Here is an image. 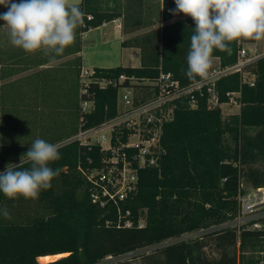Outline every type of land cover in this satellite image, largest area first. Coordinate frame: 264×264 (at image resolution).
<instances>
[{
  "label": "trees",
  "instance_id": "1",
  "mask_svg": "<svg viewBox=\"0 0 264 264\" xmlns=\"http://www.w3.org/2000/svg\"><path fill=\"white\" fill-rule=\"evenodd\" d=\"M74 5L85 13L84 22L54 63L42 52L28 54L13 46L0 27V173L9 163L19 164L37 138L59 144L61 157L49 165L60 175L37 199L13 200L0 192V209L10 213V218L0 214V264H264V216L260 229L227 225L239 216L243 183L264 187V55L248 65L254 85L239 72L217 83L222 102L229 101L227 93H241L238 113L224 116L220 107H208L205 97L196 108L181 99L164 126L159 164L142 168L137 189L118 205L103 197L106 205L99 206L85 174L106 166L109 153L74 137L117 115L119 86L149 93L144 82L157 81L162 73L182 86L194 83L186 72L195 23L183 13L171 14L174 0ZM5 11L0 5V13ZM115 20H121V46L137 48L140 65L96 66L84 80V34ZM255 41H232L230 53L214 49L212 57L224 67L234 65L242 44ZM122 75L126 79L120 84ZM85 102H91L89 109ZM199 230L207 231L161 245ZM57 254L62 255L39 261ZM108 256L119 259L105 261Z\"/></svg>",
  "mask_w": 264,
  "mask_h": 264
},
{
  "label": "clouds",
  "instance_id": "2",
  "mask_svg": "<svg viewBox=\"0 0 264 264\" xmlns=\"http://www.w3.org/2000/svg\"><path fill=\"white\" fill-rule=\"evenodd\" d=\"M173 16L183 13L195 23L190 37L186 76L190 81L205 79L212 66L214 49L231 52L229 43L241 38L264 39V0H174ZM7 11L0 20L10 43L25 53L42 52L54 63L74 43L85 13L69 0H0ZM59 144L35 139L19 164L6 165L0 173V192L8 199H37L51 188L60 175L50 163L59 160ZM29 163L30 167L23 165ZM0 214L10 218L6 207Z\"/></svg>",
  "mask_w": 264,
  "mask_h": 264
},
{
  "label": "built area",
  "instance_id": "3",
  "mask_svg": "<svg viewBox=\"0 0 264 264\" xmlns=\"http://www.w3.org/2000/svg\"><path fill=\"white\" fill-rule=\"evenodd\" d=\"M120 26V23H119ZM264 55V41L261 46L258 41L244 43L238 52V59L234 65L222 66L220 59L212 64L205 79L182 86L171 74L160 75L157 81H145L143 89L149 93L136 92L134 87L119 86L117 97V115L102 123L99 127L79 132L74 139L84 144L99 146L109 153L106 166L92 173H86L87 179L93 184V202L105 206L103 197L118 205L130 192L138 187L140 170L147 166H157L163 155L162 136L164 126L171 121L181 99H188L192 108L198 107L200 98L207 99L208 107L235 105L241 107L240 92L227 93L229 101L222 102L217 89L218 81L231 73L239 72L243 81L250 85L255 84V74L248 70V65ZM133 57L134 54L132 53ZM92 71L82 72L84 80ZM126 77L120 76L118 83ZM108 81L101 85L105 87ZM118 83H114L117 85ZM91 102H85L84 108L89 109ZM241 210L239 216L227 225L240 227L250 224L253 228H263L259 216L254 214L257 208H264V187L251 188L239 195ZM259 218V219H258ZM143 222H140L142 225ZM131 225L130 221L126 222ZM207 230L187 232L179 237L170 238L161 245L189 240L200 236ZM155 246L151 247L154 248ZM149 251V248L142 249ZM119 258L108 256L105 261H114Z\"/></svg>",
  "mask_w": 264,
  "mask_h": 264
},
{
  "label": "rangeland",
  "instance_id": "4",
  "mask_svg": "<svg viewBox=\"0 0 264 264\" xmlns=\"http://www.w3.org/2000/svg\"><path fill=\"white\" fill-rule=\"evenodd\" d=\"M81 0H69L70 4H79ZM154 4H158L160 0H152ZM158 19V17H156ZM118 23H121V20H115L113 22L107 23L104 26L91 29L86 32L83 37V49L81 51V55L83 58V70L84 72L92 71L93 67H108V66H118V65H126V66H138L141 63L140 52L136 48L132 47H122L121 40L122 32L121 28L118 26ZM163 22L159 21L157 26H161ZM121 26V25H120ZM145 31V30H142ZM258 43L262 46L263 41L257 40ZM134 54L132 57L131 54ZM239 110L237 106H223V115L227 116L228 114L235 113ZM245 191L251 189V185L244 182L242 186ZM264 212V208H257L254 212L256 216H259ZM258 218V219H259ZM143 222V221H141ZM262 223V222H261ZM263 224V223H262ZM208 251L213 252L212 247L208 248ZM144 252V250H139L137 252H133L127 254L125 257L129 258L134 255H138L139 253ZM60 257V256H59ZM41 262H44L43 260ZM139 261H136L138 263Z\"/></svg>",
  "mask_w": 264,
  "mask_h": 264
},
{
  "label": "bare ground",
  "instance_id": "5",
  "mask_svg": "<svg viewBox=\"0 0 264 264\" xmlns=\"http://www.w3.org/2000/svg\"><path fill=\"white\" fill-rule=\"evenodd\" d=\"M62 254H57V255H47V256H42L39 258V261H44V262H48V261H52V260H55L57 258H59V256H61Z\"/></svg>",
  "mask_w": 264,
  "mask_h": 264
},
{
  "label": "crops",
  "instance_id": "6",
  "mask_svg": "<svg viewBox=\"0 0 264 264\" xmlns=\"http://www.w3.org/2000/svg\"><path fill=\"white\" fill-rule=\"evenodd\" d=\"M107 24V23H106ZM106 24H104V25H106ZM103 25V26H104ZM118 26H119V23H118ZM120 28H121V26H119ZM123 37L122 38H124V35H122ZM123 40V39H122ZM121 40V41H122ZM137 49V48H136ZM218 57H212V64H214V63H217L218 62ZM108 67H113V66H108ZM229 106H235V105H229ZM238 107V106H237ZM239 110H240V108H239ZM239 110L237 111V112H235V113H238L239 112ZM231 114H233V113H231Z\"/></svg>",
  "mask_w": 264,
  "mask_h": 264
}]
</instances>
